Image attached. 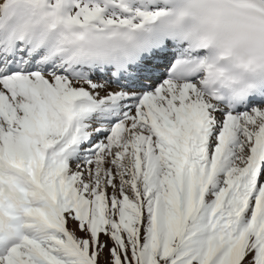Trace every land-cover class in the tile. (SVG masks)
Listing matches in <instances>:
<instances>
[{"label":"snow or ice","instance_id":"6c2138e0","mask_svg":"<svg viewBox=\"0 0 264 264\" xmlns=\"http://www.w3.org/2000/svg\"><path fill=\"white\" fill-rule=\"evenodd\" d=\"M0 264H264V0H0Z\"/></svg>","mask_w":264,"mask_h":264}]
</instances>
